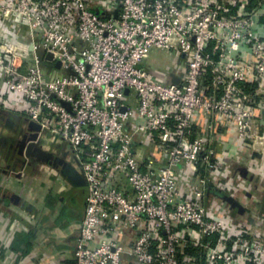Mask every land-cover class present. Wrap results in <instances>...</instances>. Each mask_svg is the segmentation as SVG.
Masks as SVG:
<instances>
[{"label": "built area", "instance_id": "1", "mask_svg": "<svg viewBox=\"0 0 264 264\" xmlns=\"http://www.w3.org/2000/svg\"><path fill=\"white\" fill-rule=\"evenodd\" d=\"M0 75L81 164L75 264H264L209 184L221 134L264 160V0H0Z\"/></svg>", "mask_w": 264, "mask_h": 264}, {"label": "crops", "instance_id": "2", "mask_svg": "<svg viewBox=\"0 0 264 264\" xmlns=\"http://www.w3.org/2000/svg\"><path fill=\"white\" fill-rule=\"evenodd\" d=\"M7 90L0 75V264H75L88 195L81 164L59 136L20 113ZM218 140V151L234 157H225L219 180L209 183L218 197L213 211L264 236V160H253L237 133ZM196 183L186 176L181 189L194 192Z\"/></svg>", "mask_w": 264, "mask_h": 264}, {"label": "water", "instance_id": "3", "mask_svg": "<svg viewBox=\"0 0 264 264\" xmlns=\"http://www.w3.org/2000/svg\"><path fill=\"white\" fill-rule=\"evenodd\" d=\"M37 125H38V124H37ZM38 127H39V130H42V128H41L40 125H38ZM35 142H36V141L34 140V141L32 142V144H31V146L35 145V144H34ZM217 195H218L219 197L223 198V199H226V200H227L229 203H231V204L234 203V200H233L232 198H228V197H226L222 192L217 193Z\"/></svg>", "mask_w": 264, "mask_h": 264}]
</instances>
